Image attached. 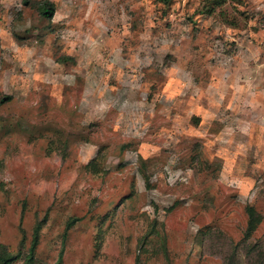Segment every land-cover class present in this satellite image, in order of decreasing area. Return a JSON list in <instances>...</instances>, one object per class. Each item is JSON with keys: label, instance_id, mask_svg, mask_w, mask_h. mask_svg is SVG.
<instances>
[{"label": "rangeland", "instance_id": "rangeland-1", "mask_svg": "<svg viewBox=\"0 0 264 264\" xmlns=\"http://www.w3.org/2000/svg\"><path fill=\"white\" fill-rule=\"evenodd\" d=\"M36 230L34 264L264 244V0H0L9 264Z\"/></svg>", "mask_w": 264, "mask_h": 264}, {"label": "trees", "instance_id": "trees-1", "mask_svg": "<svg viewBox=\"0 0 264 264\" xmlns=\"http://www.w3.org/2000/svg\"><path fill=\"white\" fill-rule=\"evenodd\" d=\"M54 6L49 1L44 2L41 7V14L45 17H51L54 14ZM38 245V230L35 232L32 246L29 250V254L26 257V264H34V253ZM1 249V248H0ZM238 254L246 259L245 264H264V244H256L254 246L247 245L244 243H238L234 248L231 254L225 257V264H235ZM17 256L11 253L0 254L1 264H9L10 261H13ZM241 262H238L240 264Z\"/></svg>", "mask_w": 264, "mask_h": 264}]
</instances>
